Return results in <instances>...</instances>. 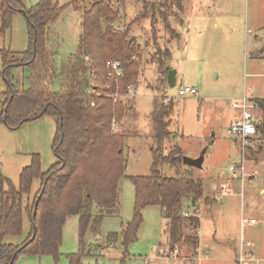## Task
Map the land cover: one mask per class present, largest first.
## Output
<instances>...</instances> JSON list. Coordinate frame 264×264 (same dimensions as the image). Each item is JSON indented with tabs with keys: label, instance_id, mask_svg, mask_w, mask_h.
Masks as SVG:
<instances>
[{
	"label": "rangeland",
	"instance_id": "1",
	"mask_svg": "<svg viewBox=\"0 0 264 264\" xmlns=\"http://www.w3.org/2000/svg\"><path fill=\"white\" fill-rule=\"evenodd\" d=\"M23 8L15 12L4 27L2 0H0V51L19 54L29 50L28 24L23 12L36 6L40 0H20ZM65 11L54 24L53 44L55 58V90L61 89L60 73L65 60L76 54L82 27V15L97 0H80L75 10L73 0H51ZM119 12L111 26L129 32L138 52L133 60L140 63L134 98L123 100L125 118L116 121L117 134H128L125 142L126 170L119 181V201L116 213L107 216L99 226L91 222L84 237L83 264H237L227 261H203L205 256L220 252L222 255L250 256V264H264V129L245 152L246 181L229 168L239 163L242 153L239 144L229 133L231 121L241 111L233 102L245 97L264 102V0H108ZM170 53V58L166 54ZM158 53H163L158 55ZM161 62L164 69L161 70ZM167 67L177 71V84L171 88L167 82ZM14 81L21 88L30 85L28 69H16ZM108 86V83H105ZM194 87L197 96H179L180 87ZM8 85L3 78L0 54V93ZM123 96V95H122ZM167 105L174 102L170 137L158 147L153 139L151 114L156 101ZM57 121L45 115L16 128L0 123V163L3 175L18 187L21 171L29 166L34 155L41 158L43 172L56 163L53 151ZM179 147L182 156L196 159L206 150L201 169L183 167L182 176L203 183L204 195L192 205V197L183 202V211L198 213L200 218V257L197 262L186 246H178V260L172 258L170 240L166 232L168 220L160 207L142 210L143 223L138 239L124 246L122 232L135 214V187L132 177L150 175L153 152L159 150L167 156ZM168 177L177 173L170 166L163 167ZM229 190L224 191L228 181ZM40 182L35 180L33 196ZM222 196V197H221ZM218 197H221L217 199ZM34 199V198H33ZM32 202V198L30 203ZM93 214H97L94 209ZM251 219L258 221L249 224ZM31 231L28 214L24 215L23 234L7 238V243H22ZM117 234L116 243L109 242ZM191 223L185 235H195ZM250 244V245H248ZM199 248V246H198ZM80 246V219L70 217L63 229L60 257L21 255L15 264H69L68 256L78 253ZM88 253V254H87ZM239 254V256H240ZM194 256V257H193ZM196 257V258H197ZM239 264V263H238Z\"/></svg>",
	"mask_w": 264,
	"mask_h": 264
},
{
	"label": "trees",
	"instance_id": "2",
	"mask_svg": "<svg viewBox=\"0 0 264 264\" xmlns=\"http://www.w3.org/2000/svg\"><path fill=\"white\" fill-rule=\"evenodd\" d=\"M79 1L73 0L71 7L80 9ZM21 9L24 8L20 0H2L4 27L9 26L13 13ZM65 9L51 0H40L23 12L28 24L29 50L19 54L0 51L3 78L8 85L7 91L0 93V123L16 128L45 115L57 121L53 145L56 163L48 172L42 171L41 158L34 155L31 164L21 171L18 187H15L3 175L0 163V264H15L21 255L59 259L63 229L73 216L80 219L81 249L68 256L69 264H83L84 237L89 224L92 222L93 228H99L107 216L116 213L118 206L119 181L125 174L127 162L125 142L129 135L113 130L116 121L126 117L123 100L116 102L114 96L125 95L128 86L138 80L140 63L133 60L138 49L129 32L117 31L111 26L118 20L119 12L108 0H97L83 12L77 52L62 64L61 89L55 90L57 48L52 39L53 26ZM170 56L168 52L166 58ZM108 61H120L123 65L124 75L118 82L107 81ZM160 63L162 70L164 64ZM16 69H28V88H21L18 81H14ZM89 71L96 73L94 83ZM258 103L264 107L263 100ZM173 111L174 102L164 105L156 101L151 121L158 147L170 137L168 118ZM152 152L150 175L130 178L135 187L136 208L133 220L122 232V244L128 246L138 239L142 210L157 206L168 220L166 232L171 251L177 246H186L195 253L199 236H186L185 229L188 223L195 229L200 228V219L184 218L183 202L192 197V205L196 207L204 195L203 183L192 179L190 174L182 176L180 170L187 166L183 164L179 147L167 156L159 150ZM164 166L174 168L177 176H166ZM35 180H39L40 185L31 196ZM25 214L31 223L28 237L17 245L7 243V238L23 234ZM108 240L116 243L117 234H111Z\"/></svg>",
	"mask_w": 264,
	"mask_h": 264
},
{
	"label": "built area",
	"instance_id": "3",
	"mask_svg": "<svg viewBox=\"0 0 264 264\" xmlns=\"http://www.w3.org/2000/svg\"><path fill=\"white\" fill-rule=\"evenodd\" d=\"M106 67L108 70L107 77H106L108 82L110 81L118 82L120 78L124 75V68L120 61H108L106 63ZM88 75H89L90 80H92V83H94L96 79V73L94 71H89ZM127 90L128 92L123 96H119L118 94H116L114 96L115 101L117 102L118 100H120V97H124V96L129 97V98L130 97L134 98V91L136 90V85L134 83L130 84ZM178 94L181 97L187 96V95L198 97L199 92L194 87H183L182 86L180 87ZM92 106L94 107L95 104L93 103ZM232 107L236 110L241 111V118L235 120L229 126V133L235 138V142L239 144V147L242 153V159L239 163L232 165L229 168V172L234 175H238L240 177L241 182L244 184L246 181V176H247V173H246L247 161H246V158L244 157L245 152L249 149V147L252 146V144L254 143V140L258 137V134L260 133V131L264 129V107H261L258 101L254 99L250 100L247 97L239 101L233 102ZM113 130L115 132L117 131L116 124L114 125ZM230 183L231 181L229 180L225 188L223 189L224 191L229 190ZM221 197H218L217 199ZM182 216L184 218H192V217L199 218L197 214H190L189 211H183ZM256 223H258V221L253 220V219L250 220L249 222V224H253V225ZM195 230H196L195 235L200 236V231H199L200 228L196 227ZM177 247L173 251L172 258L178 260L177 257L179 254V250ZM196 257L197 256H195V259L197 260V262L202 260L201 258H199L200 255L197 258ZM238 262L239 264H250L251 262L250 256L248 257L244 256L243 243L241 246V254L238 258Z\"/></svg>",
	"mask_w": 264,
	"mask_h": 264
},
{
	"label": "water",
	"instance_id": "4",
	"mask_svg": "<svg viewBox=\"0 0 264 264\" xmlns=\"http://www.w3.org/2000/svg\"><path fill=\"white\" fill-rule=\"evenodd\" d=\"M167 82L168 85L173 88L176 86L177 84V71L174 70L171 67H167ZM205 154H206V150H204L202 152V154L200 155V157L193 159V158H189V157H184L183 158V164L187 167L190 168H197V169H201L203 167L204 161H205ZM199 205H197L196 210H198Z\"/></svg>",
	"mask_w": 264,
	"mask_h": 264
},
{
	"label": "crops",
	"instance_id": "5",
	"mask_svg": "<svg viewBox=\"0 0 264 264\" xmlns=\"http://www.w3.org/2000/svg\"><path fill=\"white\" fill-rule=\"evenodd\" d=\"M238 119V116L237 117H235L232 121H231V123L232 122H234L235 120H237ZM231 123H230V125H231ZM197 205H199V208H198V211H201L202 209H203V205L202 204H199V203H196V207H197ZM198 215V214H197ZM252 220V219H251ZM253 220H255V219H253ZM200 225H201V222H200ZM243 243V242H242ZM242 243H241V246H242ZM201 244H202V238H200V236H199V248L197 249L198 251H199V255H200V250H201ZM241 248V247H240ZM240 254V253H239ZM239 254H238V252L237 253H235V255L233 254V255H227L226 257H225V255H222L220 252H218V253H215V254H213V255H211V258L209 259V255H207V256H205V258H204V260L203 261H207V263L208 262H214V261H227V262H232V263H237L238 262V258H239ZM239 263V262H238ZM237 263V264H238Z\"/></svg>",
	"mask_w": 264,
	"mask_h": 264
}]
</instances>
